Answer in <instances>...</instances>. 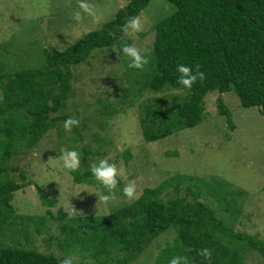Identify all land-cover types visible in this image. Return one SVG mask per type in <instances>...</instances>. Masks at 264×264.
<instances>
[{"label":"trees","instance_id":"16d2710c","mask_svg":"<svg viewBox=\"0 0 264 264\" xmlns=\"http://www.w3.org/2000/svg\"><path fill=\"white\" fill-rule=\"evenodd\" d=\"M151 1L129 0L113 19L65 49H40L36 64H21L15 69L0 49L2 236L13 223L15 192L35 184L27 180L21 166L11 165V160L34 149L53 127L60 128L61 122L70 117L64 109L74 92V66L87 61L95 50L119 48L125 41L120 26L126 18L140 16ZM168 1L175 9L154 26L155 40L146 56L149 63L142 70L128 68L127 74L132 86L140 92L175 89L187 92L183 96L171 94L170 100H147L140 116L144 140L156 141L201 123L206 110L205 97L215 90L221 94L234 92L242 106L258 107L264 116V0ZM110 31L116 35L110 36ZM178 64L193 70L197 64L201 65L206 79L197 81L191 89L184 88L176 82ZM218 105L232 125V113L221 96ZM106 113L111 115L110 110ZM73 128L78 135L74 141L83 140L78 127ZM78 149L81 164L78 171L71 172L74 182L105 189L89 170L91 158L100 149L86 144ZM17 171L19 179L11 174ZM36 187L43 204L56 203L39 185ZM169 188L174 189L173 196H169ZM183 188L186 194L180 195ZM204 192L220 203L225 212L230 211L232 216L237 212L235 204L242 190H230L226 182L216 179L205 181L177 174L155 187H146L132 203L109 214L70 218L60 208L58 217L51 211L48 217L19 216L25 221V230L34 225L39 231L47 226V220L55 218L65 234L60 240L61 247L68 252L90 250L96 264H133L171 227L177 229V236L167 243L153 264H169L174 256H187L188 264H209L198 255L203 247L214 250L211 264H243L244 253L251 249L264 258V240L237 231L220 219L216 209L201 199ZM187 248L194 251L187 252ZM62 258L35 248L0 245V264H59Z\"/></svg>","mask_w":264,"mask_h":264},{"label":"rangeland","instance_id":"374dc122","mask_svg":"<svg viewBox=\"0 0 264 264\" xmlns=\"http://www.w3.org/2000/svg\"><path fill=\"white\" fill-rule=\"evenodd\" d=\"M128 1L88 0L96 6L98 19L82 13V20L77 22L71 16L78 10V0H0V49L15 69L21 64H36L40 49H65L113 19ZM174 9L168 0H152L139 16L143 30L134 38L125 37V41L135 43L147 56L155 40V24ZM113 49L95 50L87 61L73 68L74 92L64 111L70 117L79 118L78 130L83 140L74 141L77 132L74 128L66 132L61 122V127H53L34 149L11 160L10 164L21 166L27 180L35 184L15 192L13 223L6 228L5 235L0 233V245L35 248L60 257L73 256L74 264H96L90 250L68 252L61 247L60 240L65 234L55 218L47 220L42 231L34 225L25 230V221L19 215L48 217L51 211L58 217L60 208L70 218L109 214L134 201L123 194L127 182H135L139 197L146 187H155L177 174L205 181L216 179L226 182L230 190H242L234 216L230 211L225 212L206 192L201 199L215 208L218 217L235 230L264 240V116L258 107L242 106L234 92L211 91L205 97L206 110L201 123L146 142L140 116L147 100H170L171 94L183 96L187 91L140 92L129 80L128 59L117 55ZM126 92L129 94L124 97ZM220 96L232 113V125L220 113ZM2 98L0 90V100ZM131 102L134 104L129 105ZM107 110L111 115L107 116ZM84 144L100 149V153L91 158L92 162L109 158L122 170L123 175L117 177L115 199L107 205L98 204V194L88 192L107 194L106 189L75 183L72 173L63 169L59 159L62 149L79 151ZM11 174L19 179L18 171ZM36 185L56 203L43 204ZM168 193L173 196L174 189L169 188ZM185 194L183 188L180 195ZM177 233L175 227L169 228L133 264H153ZM243 264H264V258L251 249L244 253Z\"/></svg>","mask_w":264,"mask_h":264},{"label":"clouds","instance_id":"9594fccd","mask_svg":"<svg viewBox=\"0 0 264 264\" xmlns=\"http://www.w3.org/2000/svg\"><path fill=\"white\" fill-rule=\"evenodd\" d=\"M82 13L91 16L93 19H98V13L96 6L88 2V0H78V10L72 13L71 18L77 22L82 20ZM143 30V24L139 16L128 17L125 23L120 26V31L123 33V37L129 39ZM110 36H115V32H109ZM123 37L121 38L123 40ZM117 55L121 54L128 59V67L133 69H143L146 64L149 63L148 58L142 54L141 49L138 48L135 43L122 42L119 48L113 49ZM201 65L197 64L195 70L192 67L178 64L176 72L179 74L177 77V84L182 85L184 88L191 89L197 81H203L206 79V73L201 71ZM80 120L77 117H68L63 124L66 132H70L72 128L78 127ZM60 161H62L63 169L68 172H76L80 168L81 159L80 153L73 150H61L59 155ZM92 176L98 181L106 190L107 194L100 192L96 193L99 196V203L107 205L110 201L115 199V191L118 186L117 177L123 175L122 170L118 169L114 162H110L109 158H101L97 162H92L89 168ZM124 196L129 200H135L138 198L137 186L134 181L127 182L123 189ZM98 206V205H97ZM71 215V214H70ZM185 251L192 252L193 248H187ZM214 250L209 247H203L199 250L198 255L202 256L205 260L211 264ZM59 264H74L73 256H65L59 260ZM169 264H188L187 256H174L170 259Z\"/></svg>","mask_w":264,"mask_h":264}]
</instances>
